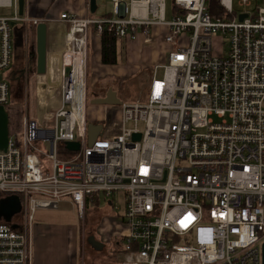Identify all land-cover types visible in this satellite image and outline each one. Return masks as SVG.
<instances>
[{
    "label": "built area",
    "instance_id": "1",
    "mask_svg": "<svg viewBox=\"0 0 264 264\" xmlns=\"http://www.w3.org/2000/svg\"><path fill=\"white\" fill-rule=\"evenodd\" d=\"M110 1L102 18L60 15L65 45L49 54L61 76L54 85L36 73L37 113L0 149V200L17 196L21 205L17 228L0 220V264H31L38 209L68 199L83 219L86 199L99 192L125 198L118 264H264V2L250 10L252 0H217L212 16L207 0H169L168 19V0ZM20 21L29 20L0 15L4 108L11 88L3 72ZM90 26L99 37L177 44L152 70L146 100L117 105V129L100 137L102 126L91 144ZM213 40L223 53H214ZM70 141L76 156L57 158L58 145Z\"/></svg>",
    "mask_w": 264,
    "mask_h": 264
},
{
    "label": "rangeland",
    "instance_id": "2",
    "mask_svg": "<svg viewBox=\"0 0 264 264\" xmlns=\"http://www.w3.org/2000/svg\"><path fill=\"white\" fill-rule=\"evenodd\" d=\"M234 4L236 0H233ZM97 10L95 14L91 13V17L100 18L104 13L108 14L111 11L112 5L110 0H97ZM264 0H252V5L249 9H253L256 5H262ZM238 11L240 7L235 6ZM10 10H0V13L9 14ZM167 18L169 17V0L167 8ZM92 27V26H90ZM93 28V27H92ZM69 30V28L67 27ZM156 36V35H155ZM187 37V34H186ZM120 39V38H119ZM177 39V38H176ZM22 42V44H21ZM18 45L19 47L14 49L13 61H15V54L18 53L16 63L22 64L25 52L32 48L35 43V36L29 27L27 40L23 38ZM93 30L89 29L88 34V46H87V92H88V103H87V119L88 121H98L102 126V132L99 135H109V132H113L117 129L119 124V108L117 105H103V104H91L90 100L98 93V90L102 84L103 80H97V74L99 73L100 63L98 61V44ZM122 40L117 43V64L125 65L128 67V79L124 80L121 84L111 81L109 86L116 91L121 102H135L137 100L145 101L148 89V84L151 79V72L156 67V63L166 64L168 50L172 46L177 44H169L164 41V39L157 38L155 40L150 39L148 43H144L141 39L138 40H128V58L120 47ZM213 47L215 49V54L217 50L219 53H223L221 47H218L213 40ZM19 51V52H17ZM157 52L162 54L156 58ZM156 58V59H155ZM34 63V62H33ZM35 65V63H34ZM21 66V65H20ZM11 66L3 72V76L7 77V74L11 71ZM162 69H157V74L160 76ZM36 71L34 69H25L21 77L18 78V82L12 84V90L9 93V103L5 105V109L8 113V132L11 137L21 138L23 134V124L22 119L25 115L29 118H34L35 113H37L36 104ZM53 84H56L58 80H50ZM107 84V83H106ZM77 152L68 150L65 146L58 145L56 150L57 158L61 160L73 159ZM42 162L44 164V169L51 172V161L49 159L43 158ZM92 201L86 206V211H97L99 213L100 222L105 220L114 224L115 230L118 232L124 227L122 223V215L125 206V198L120 192H115L111 196H106L105 194L99 192L92 196ZM96 200L97 202H95ZM108 200L112 204L108 205ZM45 219L51 221L55 224H60L66 228L65 242L68 239L67 234H74V241H77V257L79 258V264H81L82 255L84 258L83 264H118L119 258L117 253L116 241L119 240L116 237H112V242L106 244L101 251L94 250L92 246L86 241L87 233L82 232L80 236V241L78 242V233L83 231L82 219L77 215L75 207L68 204H59L57 209H45ZM36 212L34 220L35 222L38 217ZM85 223L83 225H88L90 218L85 214ZM15 220H20L19 215H14ZM96 236V235H95ZM98 237V236H97ZM117 239V240H116ZM115 255L112 261L105 259L104 255ZM117 256V257H116Z\"/></svg>",
    "mask_w": 264,
    "mask_h": 264
},
{
    "label": "crops",
    "instance_id": "3",
    "mask_svg": "<svg viewBox=\"0 0 264 264\" xmlns=\"http://www.w3.org/2000/svg\"><path fill=\"white\" fill-rule=\"evenodd\" d=\"M96 1H95V9L94 11H91L90 0H24V8L22 15L18 13L17 0H5V3H3L4 5L0 6V10L3 11L8 9L10 10L9 14L0 13V15L12 16L16 12V14H18L21 18L26 17L29 20L28 23H25L24 21L17 22L19 26H23V38L26 40L28 38L29 27L35 36V26L37 24L35 25L30 23L31 20H37L38 23L42 21L46 22L47 25L46 70L42 75L38 77L39 80H45V79L57 80L58 76H60L59 61L54 58L55 56L50 55L53 51L56 52L61 51L65 45L64 35L67 29V25L63 23V21L60 19V15L62 13H67V14L76 15L78 17L87 16L91 19H97L95 17H91V13L95 14L97 10ZM8 3H11V6H8ZM15 4H16V9L14 10ZM106 15L107 14L104 13L100 18L105 17ZM89 29L93 30V34H94V28L90 27ZM95 38L98 41L97 51H98V61L100 63V67H99L100 71L96 76L97 80H108L107 77L128 78V67H126L125 65L117 64V43L119 42V40H122L120 47L122 48V51L125 53L126 57L128 58V39L123 37L121 38L116 37V45H115L116 63L103 64L101 62V37L95 35ZM157 38H160L162 40L160 36H156L154 40ZM33 46L35 49V43ZM18 47L19 46L13 47V55H14V49ZM24 52L26 54V51ZM17 54L18 53H16L14 57L15 61L17 60L18 57ZM161 54H162L161 52H157L156 58L159 57ZM159 63L160 62H157L155 66L161 65ZM44 74H46V76ZM86 80H87V71H86ZM109 88L111 87L110 86L107 87L106 91ZM111 89L113 90V88ZM106 91H103L102 92L103 94L92 97L91 99H94L96 97H103ZM87 101H88V96H87ZM89 122L99 123L98 121H91V120ZM92 200L93 198L88 197L86 199V206H88L89 202ZM94 201L97 202L96 200ZM110 202L111 201L108 200L107 202L108 205L111 204ZM61 203L68 204L71 206L73 205L68 199H65L64 201L60 202V204ZM38 210H40V212L38 213V217L35 220V222L31 224V236H32L31 264H79V258L77 257L78 254L77 241L76 240L74 241V234L72 233L67 234L69 237L65 242L66 228L61 226L60 224H55L52 223L51 221H47L45 219V215H43L45 214V212L43 211L45 209H38ZM19 212L16 213L15 215H18ZM36 212L34 216L36 215ZM85 214H87L90 220L88 225L86 226L83 225V223H85L84 220L86 216L82 219L83 231H81V233L80 232L78 233V238H77L78 242L80 241V236H82V232H83L88 234L86 237V241L88 237L93 236L97 241L104 244L105 247L106 244H110L112 242L111 240L112 237H116V235H118L116 237L118 239L120 233H122L125 230V226L124 227L121 226L122 230L118 232L117 230H115L114 224H110V222H107L106 220L102 223H99L100 222L99 213L95 210L88 212L85 211ZM15 221L17 222V220H15L13 216L11 223L15 224L16 223ZM104 256L106 260H108L109 258V261H112L115 258V255L110 256L106 254ZM80 262L81 264H83L84 262L83 255H82V260ZM106 264H110V263L106 262Z\"/></svg>",
    "mask_w": 264,
    "mask_h": 264
},
{
    "label": "water",
    "instance_id": "4",
    "mask_svg": "<svg viewBox=\"0 0 264 264\" xmlns=\"http://www.w3.org/2000/svg\"><path fill=\"white\" fill-rule=\"evenodd\" d=\"M95 1L90 0L91 11L95 9ZM18 13L23 14L24 0H17ZM244 15H241L242 18ZM35 53H36V66L35 71L37 74H43L46 70V45H47V25L46 22H39L35 26ZM91 104L103 105H120L121 100L117 97L116 92L109 88L103 97H96L90 100ZM8 113L6 109L0 105V149H5L8 143ZM102 129L100 123L93 122L87 123L88 143L91 144L97 137ZM139 139V134L134 136ZM65 147L70 150H77L78 143L74 141L66 142ZM20 202L17 196H10L0 200V219L3 218L4 222L11 223L12 217L20 211ZM12 224V223H11ZM13 228H17L16 224H12ZM87 242L95 250H101L103 244L97 241L93 236L88 237Z\"/></svg>",
    "mask_w": 264,
    "mask_h": 264
},
{
    "label": "trees",
    "instance_id": "5",
    "mask_svg": "<svg viewBox=\"0 0 264 264\" xmlns=\"http://www.w3.org/2000/svg\"><path fill=\"white\" fill-rule=\"evenodd\" d=\"M208 12L212 16H216L215 8L217 6V0H207ZM12 34H13V47L19 46L18 44L23 41V26H19L17 22L12 24ZM22 44V42H21ZM116 36L113 34L103 32L101 36V62L103 64H114L116 63ZM21 65V66H20ZM18 64L15 61H12L11 71L7 74V80L10 84V88L12 90V84L18 82V78L22 76L24 73V66L22 64ZM108 80H103L102 84L98 90V93L94 95L98 96L103 94V91H106V88L109 87L111 81H115L118 84H121L124 80L128 78L116 77V78H108ZM107 83V84H106ZM107 86V87H106ZM104 88V89H103ZM88 96V95H87ZM88 103V101H87Z\"/></svg>",
    "mask_w": 264,
    "mask_h": 264
},
{
    "label": "flooded vegetation",
    "instance_id": "6",
    "mask_svg": "<svg viewBox=\"0 0 264 264\" xmlns=\"http://www.w3.org/2000/svg\"><path fill=\"white\" fill-rule=\"evenodd\" d=\"M33 62L35 63V65H34ZM22 63H23V66H24V71H25V69H29V68L30 69H32V68L34 69V67L36 66V53H35L34 46L32 48H30V49L27 48L26 54L24 56V59H23ZM1 220H3V218ZM103 248H104V244L102 246V249ZM101 250H97V251H101Z\"/></svg>",
    "mask_w": 264,
    "mask_h": 264
},
{
    "label": "bare ground",
    "instance_id": "7",
    "mask_svg": "<svg viewBox=\"0 0 264 264\" xmlns=\"http://www.w3.org/2000/svg\"><path fill=\"white\" fill-rule=\"evenodd\" d=\"M61 71H62V70H61V68H60V76H61Z\"/></svg>",
    "mask_w": 264,
    "mask_h": 264
}]
</instances>
